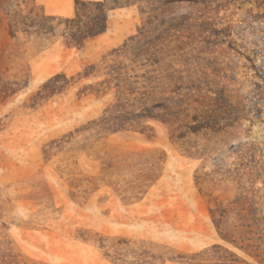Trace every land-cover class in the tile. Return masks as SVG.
I'll return each mask as SVG.
<instances>
[{
	"label": "rangeland",
	"instance_id": "374dc122",
	"mask_svg": "<svg viewBox=\"0 0 264 264\" xmlns=\"http://www.w3.org/2000/svg\"><path fill=\"white\" fill-rule=\"evenodd\" d=\"M0 264H264V0H0Z\"/></svg>",
	"mask_w": 264,
	"mask_h": 264
},
{
	"label": "trees",
	"instance_id": "16d2710c",
	"mask_svg": "<svg viewBox=\"0 0 264 264\" xmlns=\"http://www.w3.org/2000/svg\"><path fill=\"white\" fill-rule=\"evenodd\" d=\"M103 17H107L106 12L101 11ZM107 30V25H106V21H104V25L101 24L98 26V28L96 30H92V31H88V32H83L81 36L77 41H75L78 45H83V43H85L88 39L97 37L101 34H103L105 31ZM81 32V31H80Z\"/></svg>",
	"mask_w": 264,
	"mask_h": 264
}]
</instances>
